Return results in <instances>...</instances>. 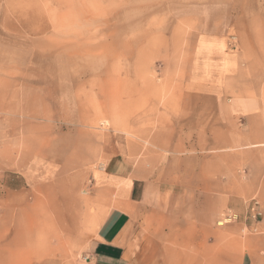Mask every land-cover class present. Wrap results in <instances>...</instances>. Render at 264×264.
Instances as JSON below:
<instances>
[{
    "label": "rangeland",
    "instance_id": "1",
    "mask_svg": "<svg viewBox=\"0 0 264 264\" xmlns=\"http://www.w3.org/2000/svg\"><path fill=\"white\" fill-rule=\"evenodd\" d=\"M225 76L264 102V0H0V264H87L110 163L148 172L129 264H264L257 198L206 229L174 169L187 104L221 100L191 83Z\"/></svg>",
    "mask_w": 264,
    "mask_h": 264
},
{
    "label": "crops",
    "instance_id": "2",
    "mask_svg": "<svg viewBox=\"0 0 264 264\" xmlns=\"http://www.w3.org/2000/svg\"><path fill=\"white\" fill-rule=\"evenodd\" d=\"M210 42L201 39L200 46H213ZM214 54L213 51L208 61L215 60L216 68L219 60ZM225 62L220 63L222 69H218L222 77L228 72L223 68L229 69V60ZM205 67L214 70V66ZM227 78L225 76L222 82L200 79L191 83L190 90L201 99L217 95L221 100L188 103L183 118L185 128L177 131L183 139L176 140L174 145L175 154L178 150L184 151L180 158L184 166L174 169L175 173L189 176L191 181L185 182V189L206 191L201 194L206 193L208 202L200 205L204 215L199 219L206 229L223 217L225 206L240 204L244 197L257 198L260 221L264 223V102L253 96L226 100L223 97ZM117 166L110 163L107 171L93 177L109 196L108 208L102 213L87 247V264L130 263L132 220L143 207L147 185L141 181H147L148 172ZM182 168L183 171H179ZM198 174L200 184L193 182L194 175Z\"/></svg>",
    "mask_w": 264,
    "mask_h": 264
},
{
    "label": "built area",
    "instance_id": "3",
    "mask_svg": "<svg viewBox=\"0 0 264 264\" xmlns=\"http://www.w3.org/2000/svg\"><path fill=\"white\" fill-rule=\"evenodd\" d=\"M247 213L249 215V218L252 220H257L260 211H259V201L257 199H251L248 207H247ZM237 218V214L233 212L232 209H228L223 217L218 221V224L222 225L225 222H230L231 220H235Z\"/></svg>",
    "mask_w": 264,
    "mask_h": 264
}]
</instances>
